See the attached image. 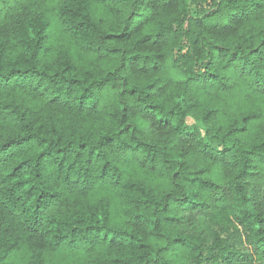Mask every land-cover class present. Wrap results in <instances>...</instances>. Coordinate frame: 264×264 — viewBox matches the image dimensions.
I'll list each match as a JSON object with an SVG mask.
<instances>
[{"label": "trees", "instance_id": "obj_1", "mask_svg": "<svg viewBox=\"0 0 264 264\" xmlns=\"http://www.w3.org/2000/svg\"><path fill=\"white\" fill-rule=\"evenodd\" d=\"M0 264H264V0H0Z\"/></svg>", "mask_w": 264, "mask_h": 264}]
</instances>
